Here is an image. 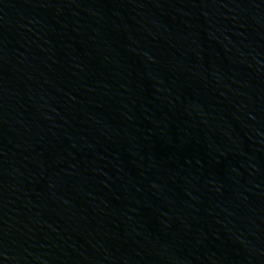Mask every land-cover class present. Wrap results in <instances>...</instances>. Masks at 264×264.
<instances>
[{
    "label": "water",
    "instance_id": "1",
    "mask_svg": "<svg viewBox=\"0 0 264 264\" xmlns=\"http://www.w3.org/2000/svg\"><path fill=\"white\" fill-rule=\"evenodd\" d=\"M0 264H264V0H0Z\"/></svg>",
    "mask_w": 264,
    "mask_h": 264
}]
</instances>
